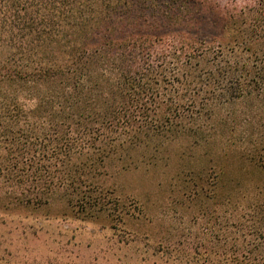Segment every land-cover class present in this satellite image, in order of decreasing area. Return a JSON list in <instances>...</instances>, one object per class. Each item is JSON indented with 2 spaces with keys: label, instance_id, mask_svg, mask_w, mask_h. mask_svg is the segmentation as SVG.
Returning <instances> with one entry per match:
<instances>
[{
  "label": "trees",
  "instance_id": "1",
  "mask_svg": "<svg viewBox=\"0 0 264 264\" xmlns=\"http://www.w3.org/2000/svg\"><path fill=\"white\" fill-rule=\"evenodd\" d=\"M209 4L0 0V211L63 194L109 215L96 181L118 151L130 165L211 144L213 174L189 172L201 185L191 195L199 241L168 262L264 264V142L218 140L201 126L227 104L264 102V1L223 10V42L204 44L190 32Z\"/></svg>",
  "mask_w": 264,
  "mask_h": 264
},
{
  "label": "rangeland",
  "instance_id": "2",
  "mask_svg": "<svg viewBox=\"0 0 264 264\" xmlns=\"http://www.w3.org/2000/svg\"><path fill=\"white\" fill-rule=\"evenodd\" d=\"M209 1L207 8L197 9L201 28L190 32L204 44L223 42V10L235 13L261 2ZM213 114L214 119L201 126L218 132V140L230 136L244 145L264 142V102L243 99ZM179 151L171 146L165 151L170 158L130 165L124 151L111 156L96 181L105 191L109 215L82 212L69 206L63 194L40 209L11 206L8 212L0 211V264H173L168 262L173 255L187 256L186 247L199 241L204 221L201 202L191 196L201 185L198 180L195 187L189 183V172L207 167L208 175L213 174V161H209L213 146L205 144L195 152L188 149L183 158L176 154ZM169 244L171 249L165 247Z\"/></svg>",
  "mask_w": 264,
  "mask_h": 264
}]
</instances>
